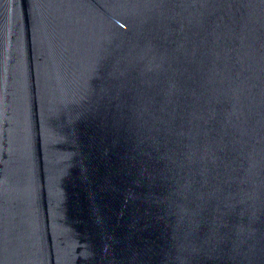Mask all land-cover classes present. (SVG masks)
<instances>
[{
    "label": "water",
    "instance_id": "obj_1",
    "mask_svg": "<svg viewBox=\"0 0 264 264\" xmlns=\"http://www.w3.org/2000/svg\"><path fill=\"white\" fill-rule=\"evenodd\" d=\"M0 264H264V0H0Z\"/></svg>",
    "mask_w": 264,
    "mask_h": 264
}]
</instances>
